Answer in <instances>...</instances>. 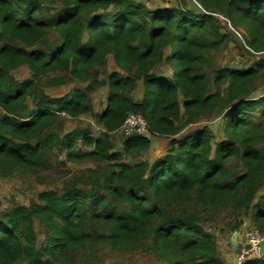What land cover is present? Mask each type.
<instances>
[{"label":"trees","instance_id":"trees-1","mask_svg":"<svg viewBox=\"0 0 264 264\" xmlns=\"http://www.w3.org/2000/svg\"><path fill=\"white\" fill-rule=\"evenodd\" d=\"M196 1L246 28V44L264 52V0ZM54 3L60 10L45 16ZM225 39L211 15L183 8L149 9L130 0H0V174L49 165L46 152L57 143L70 161L109 162L103 170H89V189L43 191L30 207L0 212V263L73 264L72 250L110 243L117 250H148L160 264H225L214 234L199 223L200 205L231 203L250 213L264 233V94L250 97L264 75V59L249 70L217 68L211 77L203 68L210 65L206 55ZM109 54L127 75L108 78V103L98 116L104 137L58 138L51 130L62 115L93 113L90 93L102 84L94 71ZM19 65L31 70L30 78L12 76ZM51 73L60 76L49 87L66 79L89 83L53 96L39 89ZM138 80L137 99L132 93ZM217 109L226 113L215 147L207 127L177 137L184 116L191 123ZM130 114L142 115L152 138L129 136L123 152L114 151L111 133ZM79 135L89 152H76ZM156 137L170 139L165 155L133 165L123 160V154L149 149ZM234 159L241 161V172L230 166ZM35 220L44 232L40 244ZM89 221L95 222L91 231ZM249 264H264V255Z\"/></svg>","mask_w":264,"mask_h":264},{"label":"rangeland","instance_id":"rangeland-1","mask_svg":"<svg viewBox=\"0 0 264 264\" xmlns=\"http://www.w3.org/2000/svg\"><path fill=\"white\" fill-rule=\"evenodd\" d=\"M134 4H145L149 9L159 8H183L195 12L196 14L208 13L212 17V22L215 27L226 36L219 48L211 49L206 57L210 65L203 66L205 72L211 77L213 71L217 68H231L233 70H249L256 66L264 59V52L255 51L246 44L248 38L246 28L242 26H234L220 10L206 11L203 6L196 0H130ZM59 3L49 4L44 15L52 17L60 10ZM56 35L52 34L50 39H55ZM171 47L170 49H172ZM119 72L127 75L126 72L120 70L116 65L113 54H109L106 59V64L95 69V80L101 82L95 90L90 93L93 113L71 117L62 115L55 124L51 133L58 138H68L73 134L83 133L92 138H103L106 130L99 123V114L105 109L108 103L110 88L108 86V78L111 73ZM18 81H23L31 77V70L26 65H19L10 72ZM60 74L51 73L42 79L39 89L42 92L53 96H60L68 93L75 86L84 88L88 83L71 82L66 79L67 83L59 87H49L47 83L54 77ZM142 80H138V87L133 91L135 98H141ZM264 94V75H260L254 86L251 88L250 97L257 98ZM182 96H179L180 104ZM29 110L35 108V100L29 98ZM182 113L184 108L181 106ZM226 110L217 109L212 113L201 114L191 123H186V116L181 120L180 124L184 123L182 131L177 136H183L195 131L196 129L209 128L215 135V143L222 137V125ZM5 115V112L0 108V119ZM186 124V125H185ZM82 135H79L76 147L77 153L89 152L92 148L83 143ZM127 137L119 129L111 133V141L114 145V151L123 152L124 142ZM170 139L168 138H153L152 143L146 151L136 154H123V160L131 165L140 161L152 162L156 158L165 155L170 149ZM46 160L49 165L40 167L33 172H24L16 170L9 175L0 174V212L7 211L15 205H24L30 207L33 203H37L38 194L43 191L54 190L63 192L71 188L89 189L92 186V174L90 169L99 170L105 169L109 162H95L93 160H68V151L59 143L46 152ZM240 160H232L231 167H236L237 172L243 170ZM194 207V206H192ZM196 207V206H195ZM200 215L199 223L206 230L213 233L215 236L217 249L220 255L225 252L239 251L245 244V231L253 228V223L250 220V213H246L244 209L234 210L231 203L214 205V206H198ZM95 222L89 221L87 231H91V226ZM240 224V225H239ZM239 225V226H237ZM35 230L38 237V244L44 238L42 226L35 220ZM236 235V240L241 239V247L239 251H235L232 244V239ZM239 242V241H238ZM149 244V241H148ZM70 260L73 264H160L154 254L145 249L135 251H123L114 249L110 243H99L94 246L86 244L83 248L72 250L69 253ZM236 257V256H235ZM236 260V259H235ZM1 264V263H0ZM13 264H25L24 261H18ZM246 264H249L246 263Z\"/></svg>","mask_w":264,"mask_h":264},{"label":"built area","instance_id":"built-area-1","mask_svg":"<svg viewBox=\"0 0 264 264\" xmlns=\"http://www.w3.org/2000/svg\"><path fill=\"white\" fill-rule=\"evenodd\" d=\"M126 137L140 135L152 138L146 120L140 114H130L121 127ZM245 244L236 256L235 264H246L250 260L262 257L260 243L264 240V233L255 227L245 231Z\"/></svg>","mask_w":264,"mask_h":264},{"label":"crops","instance_id":"crops-1","mask_svg":"<svg viewBox=\"0 0 264 264\" xmlns=\"http://www.w3.org/2000/svg\"><path fill=\"white\" fill-rule=\"evenodd\" d=\"M121 74V73H120ZM121 75H123V76H125L124 74H121ZM239 240H232V244H233V246H234V249H235V251H239L240 250V247H241V239L240 238H238ZM239 241V242H238ZM235 256H237V254H235V252H225V254L224 255H221V257H222V259H223V261H224V263L225 264H235V262H236V257Z\"/></svg>","mask_w":264,"mask_h":264},{"label":"water","instance_id":"water-1","mask_svg":"<svg viewBox=\"0 0 264 264\" xmlns=\"http://www.w3.org/2000/svg\"><path fill=\"white\" fill-rule=\"evenodd\" d=\"M232 240L233 241L236 240V235ZM260 247H261V253H262V255H264V240L260 243Z\"/></svg>","mask_w":264,"mask_h":264}]
</instances>
